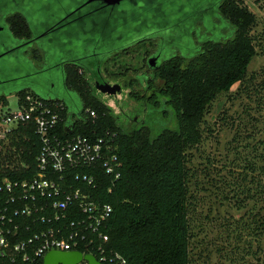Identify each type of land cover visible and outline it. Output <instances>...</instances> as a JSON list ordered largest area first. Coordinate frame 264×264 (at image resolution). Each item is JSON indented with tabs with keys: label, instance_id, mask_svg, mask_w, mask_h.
I'll list each match as a JSON object with an SVG mask.
<instances>
[{
	"label": "trees",
	"instance_id": "obj_1",
	"mask_svg": "<svg viewBox=\"0 0 264 264\" xmlns=\"http://www.w3.org/2000/svg\"><path fill=\"white\" fill-rule=\"evenodd\" d=\"M86 1L29 0L26 3L23 0L21 3V0H12L16 6L11 5L5 13L0 11V20L3 19L0 33L4 36L7 33L10 39L4 38L8 45L4 43L0 60H14L22 69L31 67L32 60H39L43 67L35 68L25 78H32L34 83L40 84L39 79L50 76L56 82L52 96L37 92L34 88L30 92V86L24 84L8 91L0 90V110L7 105L10 94H15L19 101L29 95L43 103H57L61 105L58 108L60 122L55 130L58 135L64 137L72 133L92 140L105 139L107 143L112 137V149L120 161V177L114 181L105 175L101 167H97L94 173L86 169L78 170L79 174L93 175L95 182L87 186L74 181V188L79 187L93 202L111 208L108 219L100 227L102 236L88 234L87 241L92 240L89 250L85 246H80L78 250L94 255L100 246L107 260L118 255L125 264H245V261L239 260L245 251L250 258L247 264H253L252 260L256 264H264V183H261L264 181V141H257L256 149L253 143L247 145L250 148L249 157L244 163L232 165L237 169L236 176H231L227 165L228 161L233 163V156L230 158L226 154L219 157L221 167H214L208 160L198 167L192 166L195 162L193 152L197 151L196 147L202 140L204 115L216 98L230 92L233 86H236L234 96H246L250 100V109H254L264 121V105L257 94L264 93V86L260 85L257 91L254 88L256 79L253 74H247L250 63L257 55L256 38L251 35L257 25L255 15L238 0H169L165 4L159 0H130L122 3L118 22L124 25L139 20L141 26L137 37L162 30L155 38H163V50L171 49L173 54L178 52L173 47L174 38L167 40L164 37L167 30L191 34L195 40L191 54H186V58L193 60L189 68L183 72L179 70L180 58L161 68L159 79L163 82L161 87H165L160 93L162 99L156 103H146L140 97L141 93L134 90L130 98L134 99V105L147 110L146 116L141 122L134 121L133 125L131 121V125H125L98 98L84 80L85 75L83 78L69 67L62 72V76L60 71L55 73V69L61 70V62L81 55L84 44L91 52L98 46L114 47L107 41L102 42L98 33L101 25L111 27L113 21L110 13L100 4L86 7ZM27 7L43 14L41 21L37 19L43 29L34 36L31 21L29 23L25 15ZM190 8L193 10L188 12ZM203 19L223 24L230 28L231 34L221 40L210 39L203 27L199 29L200 22L204 23ZM81 22L86 24L81 27L84 30L79 31L82 33L74 37L75 43L71 44V38H66L64 32H78L77 24ZM68 23L72 24L68 26ZM93 23L99 26L91 33ZM58 29L63 33V38L59 36L55 39L54 31ZM200 35L207 36L199 40ZM50 39L52 43L48 47L43 40ZM33 46L36 48L31 50ZM171 53L169 56L165 54L166 57L170 58ZM50 60L51 65L46 66ZM173 64H177L175 68ZM56 75L59 78H55ZM57 79L66 80L70 92L57 89ZM250 86L253 87L249 89ZM74 100L79 101V105H75ZM88 111H94L96 117L88 118ZM240 112L236 118L223 112L219 119L218 131L232 134L231 140L225 143V151H229V146L237 144L243 136L251 138L254 133L252 123L247 120L252 115L246 107ZM165 118L175 121V130L163 126L161 119ZM42 148L43 143L33 126L19 125L14 129L0 146V182L5 177L11 180L28 178L29 175L22 171L9 173L4 167L5 162L23 163L28 170L33 169ZM1 154L4 156L1 157ZM230 180L240 190L239 194L248 196L251 204L248 203L250 207L239 219L229 216L225 223H220V227L226 232L231 224L234 230L245 232L248 238L236 235L232 239L235 245H230L231 238L227 233L224 238L215 236L222 243L220 247L209 240V243H203L199 239L203 234L202 227L196 225L195 221L198 220L194 219L201 207L196 191L209 192L223 201L230 198L238 201L233 189H229ZM244 185L254 189L253 193L245 191ZM230 192L233 195L229 198ZM212 215L213 210L208 207L203 219L220 221L219 215L215 219ZM82 217L78 215V219ZM214 255L216 261L213 262ZM0 264H42V259L31 255L28 261H24L21 253L9 250L0 257Z\"/></svg>",
	"mask_w": 264,
	"mask_h": 264
},
{
	"label": "built area",
	"instance_id": "obj_2",
	"mask_svg": "<svg viewBox=\"0 0 264 264\" xmlns=\"http://www.w3.org/2000/svg\"><path fill=\"white\" fill-rule=\"evenodd\" d=\"M17 104L16 112L0 110V146L19 125H29L35 129L43 148L33 169L28 170L23 163L5 162L9 173L22 171L29 176L14 180L5 177L0 182V257L9 250L21 253L24 261L31 255L43 259L50 251H78L92 255L99 264H125L118 255L107 260L100 246L94 255L78 250L80 246L89 250L92 240L87 241L88 234L102 236L100 227L111 208L93 202L79 187L74 188V181L94 185L93 175L79 174L78 170L94 173L97 167L113 181L120 177V161L112 149V137L108 143L105 139L92 140L72 133L61 137L55 132L61 105L43 103L29 95L22 101L17 99ZM87 114L88 118L96 117L94 111ZM80 214L83 217L78 219ZM46 224L47 228H43Z\"/></svg>",
	"mask_w": 264,
	"mask_h": 264
},
{
	"label": "rangeland",
	"instance_id": "obj_3",
	"mask_svg": "<svg viewBox=\"0 0 264 264\" xmlns=\"http://www.w3.org/2000/svg\"><path fill=\"white\" fill-rule=\"evenodd\" d=\"M11 1V3H10ZM15 1V0H14ZM23 0H21L22 3ZM29 0H26V3ZM162 3H167L169 0H159ZM239 4L244 5L247 7L248 11L255 15L257 25L255 27V30L251 32V35H253L256 38L257 42V55L253 58L252 62L250 63L247 74H253L255 80L254 88L258 91V88L261 86H264V0H238ZM5 5V6H4ZM12 0H0V11L2 10V13L7 12L11 8ZM16 6V5H13ZM4 8V9H1ZM193 8L187 9L188 12H191ZM29 23L31 21V31L32 35H37L42 29L43 26L39 23L41 21L43 14L39 12L35 8H26L25 13ZM37 19L39 21H37ZM2 20H0V26L3 25ZM204 23L200 22L199 29L202 27L206 30L207 33H209V38L212 40H221L225 38L228 34H231L230 28L227 29L226 26L223 24H218L215 22H209L207 19H203ZM207 21V22H206ZM212 23V25H210ZM1 28V27H0ZM6 29V27L4 26ZM185 32V31H184ZM190 33V32H188ZM6 36H4L2 33H0V52L3 50L2 47L4 46V43H6L5 46L8 45V42L5 41L4 38H8L7 33H5ZM207 35L204 37L200 35L199 40L205 39ZM167 40L174 38L175 45L174 50L178 53H180L184 58H186V54H191V46L194 47L195 40L192 38L191 34H179L174 30H169L166 32L164 36ZM9 39V38H8ZM199 40L197 41L199 43ZM10 41V39H9ZM44 41V42H43ZM43 42L46 46L50 47L52 43V39L50 40H43ZM36 48L33 46L31 50ZM146 49H150L149 46L141 45L134 48V51L129 53L127 56L121 57L120 61H122L125 64H133L134 69H140V66L142 65V60L145 56L148 55L146 52ZM30 50V51H31ZM40 50V49H39ZM181 50H183L181 53ZM172 52L171 49L164 50V53L169 56ZM174 52V51H173ZM40 54H42L39 51ZM41 55H39L40 57ZM52 60V59H51ZM51 60L46 63V66L51 65ZM39 60H32V65H29L31 67H28L27 69H22L19 67V64L16 63L14 60H0V90H11L13 88L21 87V85H29V91L32 92L31 88H34L37 92H40L42 94L46 93L49 94V96L54 95L53 89L56 87V82L54 79L50 78V76H46L45 78L39 79L40 84H36L33 82L32 78H25L29 74H32L35 70V68L40 67L42 68L43 64ZM53 63V62H52ZM48 75V74H46ZM50 75V74H49ZM24 77V78H23ZM33 87H32V86ZM40 85V86H38ZM40 87V88H39ZM235 87L233 86L230 92H224L223 94L219 95L216 100L212 103L210 108H208V112L204 115V124L202 125L203 133H202V140L201 143L198 144L196 147L197 151L194 153V160L192 166L198 167L201 165V162L203 161H209L211 164L214 165V167H221L219 163V157H223L225 154L229 156L230 158L233 156L232 161L233 163L229 162L227 163L228 167L230 168L231 176L234 174L236 176L237 169L233 167L235 163H244L248 156V150L250 148H247V145H251L253 143V148L256 149L257 141H264V121L256 115L254 109H250V100L246 98V96H234ZM250 86L249 89H251ZM258 96H260V103L264 105V93L257 92ZM75 105H79V101L74 100L73 102ZM132 102L128 99L121 102L120 105H111L110 107L113 110L114 114H119V111L121 108L124 109L128 115H131L132 110ZM246 107V110L250 112L252 117H247V120L249 123H252V127L254 133H252V137L248 138L247 136H243L241 139H239L238 143L233 145L231 144L229 147L230 150L225 151V143L229 142L232 138V134L228 132H220L218 129L220 128L219 119L222 118L223 112H227L228 115L233 116L236 118L238 114H240L241 109ZM3 112H16L18 110V104H17V97L15 94H10L7 96V105L3 108H1ZM136 111V112H135ZM147 110L142 107H137V105H134V116H137V121L141 122L145 119ZM245 115V114H244ZM248 116V114H246ZM162 118V117H161ZM243 118V117H242ZM162 120V121H161ZM160 121L163 123L164 127H168L169 129L175 130V121L171 119H161ZM236 121V120H235ZM258 122V123H256ZM125 125H131L128 122H124ZM214 129V131L208 132V130ZM248 134V132H246ZM219 141V143L217 142ZM217 142V143H216ZM248 143V144H247ZM232 147H235L234 150H232ZM229 189H233L236 196L238 197V201H234L235 199H232L233 194L231 192L229 193V200L223 201L219 198H214L209 192L205 191H196V197L197 200H199V203H201L200 210H197L196 215L194 216V219H197L198 222L195 221L196 225H200L203 230V234L199 236L200 241L203 243L206 241L214 242L220 247L222 245L220 239L215 236L221 235L223 238L224 235L228 233V236L231 238L229 241L230 245H235L234 239L236 235H240L243 239H247L248 236L245 232H238V229L233 228V226L229 227L228 231H223L220 227V223H225L227 218L231 216L233 219H239L243 213H245L246 210L250 207L251 201H248V196H244L242 194H239L240 190L238 188H235L233 182L230 180ZM262 184L264 181L262 180ZM245 191L250 190V193H253L254 189L250 188V186L244 185L243 188ZM262 190V189H261ZM232 191V190H230ZM264 195V193H263ZM262 195V196H263ZM250 203V204H248ZM208 207H211L213 210V219L218 217V222H210L203 219V215L205 211L208 209ZM223 221V222H222ZM208 241V243H209ZM223 241V239H222ZM225 247V246H224ZM232 256V255H231ZM213 262L216 261V255L213 256ZM250 258L246 256L245 251L239 258V260L245 261V264H247V261ZM253 264H256L254 260L251 261ZM239 263V262H238ZM223 264H225L223 262Z\"/></svg>",
	"mask_w": 264,
	"mask_h": 264
},
{
	"label": "flooded vegetation",
	"instance_id": "obj_4",
	"mask_svg": "<svg viewBox=\"0 0 264 264\" xmlns=\"http://www.w3.org/2000/svg\"><path fill=\"white\" fill-rule=\"evenodd\" d=\"M91 4H85V6L88 7ZM121 5L122 3L114 8H108L101 5V8L108 11L111 15L110 19L113 21L111 22V27L107 28L106 26H99L98 24L93 23L94 25L90 30V32L93 33L99 26L98 33L101 37L100 40L102 42L107 41L114 45V47L108 48V46H98L91 52L88 46L84 44V46L82 45L81 55L73 57L72 60H64L61 62L59 64L61 65V70L55 69V73L60 71L62 76V72L69 67L72 70L77 71L78 74H81L83 78L85 75L86 77L84 80H86L91 89H93L97 94L98 98H100L103 103L107 104L108 107H110V103L111 105L116 104L119 106L120 103L126 99L130 100L133 104L131 115H128L123 108H121L119 114L117 113L116 115L122 122L130 123L132 121L134 125V121L137 122V116L134 117V99L130 98V95L134 94V90L141 93L140 97L146 103H150L152 101L155 103L158 102L162 99L160 97V93L165 88L164 86L161 87L163 82L159 79L161 68L166 66L169 62H176V60L180 58L181 62H179L178 66L179 70L183 72L186 68H189L192 65L193 60L191 58H184L180 55V53L176 52V54L171 53L172 56L167 58L163 50L162 42L164 39L158 37L155 38L159 32H162V30L150 31L144 36L137 37L136 35L139 34L138 30L141 26V22H139V20L126 22L124 25L123 23L118 22L120 12L119 9ZM85 19H87L86 16ZM84 22L77 24L79 29L78 32L65 30L64 36L68 39L71 38L72 41H69L71 44L75 43V40L73 41L74 37H79L82 33L79 31L84 30L81 28L82 25H86ZM71 24L72 23H68V26ZM54 33L56 34L55 39H58L59 36H62L63 38V33L60 29L54 31ZM100 40H98V42H100ZM141 45L149 46L150 49H146L148 55L142 60L140 69H134L133 64H125L120 61L121 57L127 56L129 53L134 51L135 47ZM150 59H155L153 67L150 66ZM91 62L93 64H91ZM176 65L177 64H173L172 67L175 68ZM93 71L95 72L94 74ZM55 78H59V75H56ZM57 85V89L60 88L64 92H70L69 86L66 85V80L60 81L57 79ZM101 86L108 88L109 91L114 90L113 95L104 94L99 89ZM166 91L167 90L164 92Z\"/></svg>",
	"mask_w": 264,
	"mask_h": 264
},
{
	"label": "water",
	"instance_id": "obj_5",
	"mask_svg": "<svg viewBox=\"0 0 264 264\" xmlns=\"http://www.w3.org/2000/svg\"><path fill=\"white\" fill-rule=\"evenodd\" d=\"M128 0H87L86 4L100 3L104 7L114 8L119 6L121 3ZM150 66L153 67L155 59H150ZM100 91L104 94L113 95L112 90H108L104 86H101ZM86 262L87 264H99L92 255H82L78 251L61 252V251H50L42 259V264H80Z\"/></svg>",
	"mask_w": 264,
	"mask_h": 264
}]
</instances>
